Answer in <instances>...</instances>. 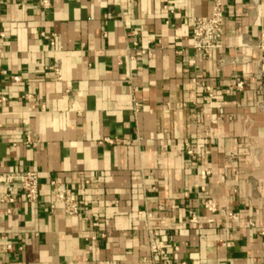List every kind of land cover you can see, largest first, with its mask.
<instances>
[{
    "label": "crops",
    "instance_id": "0c3cea01",
    "mask_svg": "<svg viewBox=\"0 0 264 264\" xmlns=\"http://www.w3.org/2000/svg\"><path fill=\"white\" fill-rule=\"evenodd\" d=\"M48 1L0 0V175L40 183L0 185V264H264V0L208 55L214 0Z\"/></svg>",
    "mask_w": 264,
    "mask_h": 264
},
{
    "label": "built area",
    "instance_id": "2783aa9c",
    "mask_svg": "<svg viewBox=\"0 0 264 264\" xmlns=\"http://www.w3.org/2000/svg\"><path fill=\"white\" fill-rule=\"evenodd\" d=\"M225 1L226 0H214L212 13L207 17H197L193 20L192 25V40L194 48L202 53L208 55L213 49L221 48L223 46L224 35V21H225ZM43 5L48 7L50 5L48 0H43ZM165 8H168L167 6ZM173 12V11H172ZM134 45H138L134 42ZM141 54L152 56L150 49L141 48ZM54 71L58 77L61 78L58 67H54ZM14 80H19L18 76L14 77ZM243 84L242 81L238 83L239 86ZM213 93L208 88V97L211 98ZM1 101H5L6 97H1ZM36 112L45 111V106L42 105L40 109H32ZM106 142H115L118 139L105 138ZM188 153L195 155L196 152L193 148H190ZM204 154H198L197 156L203 158ZM15 182V184H14ZM0 185L7 187V193L1 198V201H7L14 203L17 199V190L23 194L24 198L28 202H35L39 198V175L35 171H26L21 173H5L0 175ZM55 193L57 196V202L64 205L65 213L68 215H77L81 212L80 202L73 197L72 191L65 187H62L57 181H52ZM206 207L216 211V205L211 200H208ZM231 217L234 215L229 213ZM195 221V217L193 218ZM7 250H11L13 247L11 244L5 246Z\"/></svg>",
    "mask_w": 264,
    "mask_h": 264
}]
</instances>
